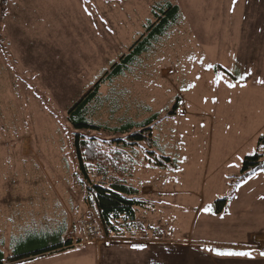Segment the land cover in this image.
<instances>
[{
  "label": "rangeland",
  "instance_id": "374dc122",
  "mask_svg": "<svg viewBox=\"0 0 264 264\" xmlns=\"http://www.w3.org/2000/svg\"><path fill=\"white\" fill-rule=\"evenodd\" d=\"M159 1L87 0L90 17L85 0H0V249L10 256L13 235L34 217L37 223L65 220V238L82 239L17 264H100L98 248H109L83 239V223L97 224L98 217L77 181L68 109L128 53ZM171 1L181 20L129 71L101 86L92 119L115 126L160 112L154 150L175 163L153 165L145 143L136 152L126 149L124 159L141 198L159 205L150 213L160 217L155 226L168 230L157 234L163 244L194 223L196 232L204 229V243L252 256L216 261L192 252L193 264H264V173L247 183L241 178L245 157L264 154L258 147L264 136V84L258 83L264 79V0H237L234 10L233 0ZM217 73L236 87L215 83ZM190 83L196 86L182 91ZM177 96L180 108L169 115ZM146 187L157 194L143 192ZM222 198L226 212L204 211ZM142 225L148 227L146 219Z\"/></svg>",
  "mask_w": 264,
  "mask_h": 264
},
{
  "label": "trees",
  "instance_id": "16d2710c",
  "mask_svg": "<svg viewBox=\"0 0 264 264\" xmlns=\"http://www.w3.org/2000/svg\"><path fill=\"white\" fill-rule=\"evenodd\" d=\"M154 20H148L146 31L131 45L128 53L114 62L111 68L84 92L68 109L67 120L74 132L73 146L78 162L77 181L85 190L86 203L95 208L100 231L108 237L124 236L135 232L139 227L137 213L148 202L141 198L139 188L129 180L124 156L126 149L136 152L142 143L146 147L149 160L157 167H166L175 163L168 155L157 153L159 147L154 136L153 125L160 118V112H154L141 122L132 119L121 121L115 126L99 123L92 119V110L100 103V88L109 81L124 75L140 56L151 51L168 30L181 20L180 7L171 0H163L152 6ZM182 98L177 96L169 115L176 114ZM110 132V138L100 132ZM96 132V133H95ZM264 145V136L260 138ZM113 149L109 151L108 147ZM264 168V154L257 152L245 157L241 170L242 180H247L253 171ZM228 200L217 199L213 210L220 214L226 210ZM35 217L31 223L23 226L17 235H13L10 245L11 255L6 257L0 249V264H17L37 257L60 252L72 247L76 242L66 240L68 226L65 220H48L37 223ZM50 221V222H49Z\"/></svg>",
  "mask_w": 264,
  "mask_h": 264
},
{
  "label": "crops",
  "instance_id": "0c3cea01",
  "mask_svg": "<svg viewBox=\"0 0 264 264\" xmlns=\"http://www.w3.org/2000/svg\"><path fill=\"white\" fill-rule=\"evenodd\" d=\"M144 189L146 190L143 191L145 193L153 192L157 194L155 187H153V190L148 187ZM159 194H162V192ZM147 202L148 204L144 208H139L138 210L137 219L139 227L135 232L127 233L124 236H111L112 245L109 248H98L97 252L100 264H193L190 258L192 252L199 257L200 255L207 256L210 254L216 261L219 259H236V256L220 257L215 255L214 252L208 253L209 251L206 250L208 245L221 250L233 249L231 247H218V245L204 243L202 240L208 237L203 235L204 229H202L203 231L196 232L194 230V223H190L188 230L184 232V235L177 237L176 241L163 244L162 240L157 237V234L158 232L168 233V230L164 226H155V221L160 219V217L155 216L153 212L150 213V211H155L156 208H159V205L151 202V200H147ZM185 207H189V205H185ZM212 211L214 212L213 209ZM145 219L148 227H144V225L140 227V224L145 223ZM207 230L211 229L207 228ZM134 244L145 245V247L143 249L133 248ZM105 249L110 250H106V252ZM235 251L240 250L237 248Z\"/></svg>",
  "mask_w": 264,
  "mask_h": 264
},
{
  "label": "snow or ice",
  "instance_id": "6c2138e0",
  "mask_svg": "<svg viewBox=\"0 0 264 264\" xmlns=\"http://www.w3.org/2000/svg\"><path fill=\"white\" fill-rule=\"evenodd\" d=\"M237 3V0H233V10H234V6ZM84 11L88 16H92L93 13L91 11H89V8L87 7V0H85V7H84ZM105 24L107 23V21H103ZM110 30V29H109ZM189 59H196L195 57H189ZM201 64L207 68V69H213L214 65L213 64H204L203 60H201ZM251 75V72L248 71L246 72L244 75L240 76V80H244L246 76ZM196 79H200L199 76L196 77ZM221 81H224V75L217 73V76L215 78V83L219 84ZM228 84V87L233 88L236 87L235 84L229 82V81H224ZM258 83L260 84H264V79H261L258 81ZM196 85L195 83H190L188 84L186 89H182V91H187L188 89L194 88ZM215 102V100L213 101ZM261 135H264V133H261ZM258 147H264V145H258ZM241 159L240 157L237 158V160ZM239 164H231L229 165V167H238ZM259 171L261 173H264V168L259 169ZM257 173L256 171L252 172V175L248 177V179H252L253 176H255ZM243 183H247V180L243 181ZM261 199H264V197H262ZM205 212H211L212 211V207L211 205H208L204 208ZM145 247V245H141V244H134L133 248H137V249H143ZM209 252H214L215 255L220 256V257H251L252 256V251H233V250H221L219 248H209L208 249ZM260 256H264V252H260L259 253Z\"/></svg>",
  "mask_w": 264,
  "mask_h": 264
},
{
  "label": "built area",
  "instance_id": "2783aa9c",
  "mask_svg": "<svg viewBox=\"0 0 264 264\" xmlns=\"http://www.w3.org/2000/svg\"><path fill=\"white\" fill-rule=\"evenodd\" d=\"M83 239L85 241H101V242H106V246L109 247L111 246V240L104 235L101 234L100 228L98 227L97 224L92 223V222H84L83 223ZM66 240H75L72 235H69ZM82 241V239H80Z\"/></svg>",
  "mask_w": 264,
  "mask_h": 264
}]
</instances>
